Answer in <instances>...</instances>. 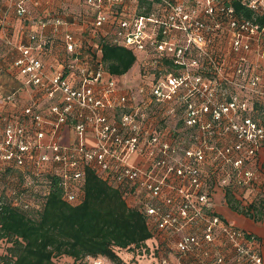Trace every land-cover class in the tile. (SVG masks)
<instances>
[{
	"label": "built area",
	"instance_id": "built-area-1",
	"mask_svg": "<svg viewBox=\"0 0 264 264\" xmlns=\"http://www.w3.org/2000/svg\"><path fill=\"white\" fill-rule=\"evenodd\" d=\"M54 1L9 0L32 28L28 44L6 40L22 86L0 101L27 88L30 102L0 112V198L38 210L57 185L76 204L92 168L145 214L140 264H264L259 235L216 205L228 192L264 204V0H241L250 16L233 0H62L65 14ZM58 32L64 53L49 61ZM109 34L140 54L139 81L106 68Z\"/></svg>",
	"mask_w": 264,
	"mask_h": 264
},
{
	"label": "trees",
	"instance_id": "trees-1",
	"mask_svg": "<svg viewBox=\"0 0 264 264\" xmlns=\"http://www.w3.org/2000/svg\"><path fill=\"white\" fill-rule=\"evenodd\" d=\"M140 2H147L148 10L152 4L150 0ZM233 3L237 12L252 15L241 0ZM259 18L263 23L264 15ZM99 40L103 62L114 75L125 73L140 57L133 48L114 40L110 34ZM262 107L264 110V104ZM85 179V198L76 204L65 201L57 185L38 210L13 208L0 198V235L7 238L0 261L3 264H86L95 257L105 256L111 264H140L144 257L141 248L151 237L145 214L128 205L122 187L111 184L92 168L87 169ZM226 199L244 214L255 218L264 215V204L242 207L229 192ZM64 257L70 259L65 261Z\"/></svg>",
	"mask_w": 264,
	"mask_h": 264
},
{
	"label": "crops",
	"instance_id": "crops-1",
	"mask_svg": "<svg viewBox=\"0 0 264 264\" xmlns=\"http://www.w3.org/2000/svg\"><path fill=\"white\" fill-rule=\"evenodd\" d=\"M61 4H64L62 0H56L52 5H56L59 12L65 14L69 13L70 9H61ZM9 0H0V66H1V79H0V94H8L18 87L22 86V76L16 73L15 68L12 66V61L14 58L20 55V52L16 50L12 45L6 43L7 39H12L14 44L18 43H29L28 31L32 28L30 22L20 21L16 18L14 10L9 7ZM34 7V5L31 3ZM65 5V4H64ZM39 10H43L44 5L35 6ZM75 8L74 6H72ZM54 8V7H53ZM6 16V17H5ZM4 19L8 24L6 30L2 29L1 24L4 23ZM23 23L26 26V30L22 28ZM108 28V26H107ZM36 29V25L33 24V30ZM65 29H73L74 31L80 32L81 27L77 24H65L61 27V31ZM62 34L55 33L52 35V51L49 55V61L56 60V57L61 56L64 53V48L61 40ZM30 102V91L27 88H22L20 92L19 102L11 103L7 101H0V112H10L14 111L27 103ZM262 157L264 160V148L262 150ZM218 210L222 215L229 219L230 221L235 222L236 224L242 226L245 229H249L257 233L261 239V248L264 252V215L260 218H255L254 216H249L244 214L242 211L235 209L230 206L225 199L218 194L217 204ZM65 259H70V257H64Z\"/></svg>",
	"mask_w": 264,
	"mask_h": 264
},
{
	"label": "rangeland",
	"instance_id": "rangeland-1",
	"mask_svg": "<svg viewBox=\"0 0 264 264\" xmlns=\"http://www.w3.org/2000/svg\"><path fill=\"white\" fill-rule=\"evenodd\" d=\"M141 63H142V59L140 56L139 59L136 60L135 64L131 68H129L125 73L119 75L120 77L116 78V80L120 81L121 84L125 82L130 83V82L139 81L140 79L139 71H140ZM65 261L67 260L65 259Z\"/></svg>",
	"mask_w": 264,
	"mask_h": 264
}]
</instances>
